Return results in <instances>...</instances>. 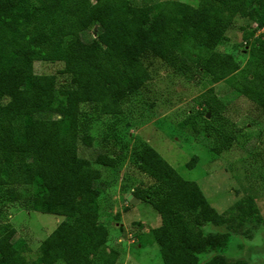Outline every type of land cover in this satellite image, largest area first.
<instances>
[{
  "label": "trees",
  "instance_id": "1",
  "mask_svg": "<svg viewBox=\"0 0 264 264\" xmlns=\"http://www.w3.org/2000/svg\"><path fill=\"white\" fill-rule=\"evenodd\" d=\"M148 1L0 0V212L4 203L19 202L63 218L39 243L35 258L26 255L22 240L13 241V229L6 231L0 264H113L108 231L98 223L101 175L77 155L78 143L90 147L92 140L80 134L79 117L83 105L102 116L120 115L122 102L150 79L143 57L157 58L177 73L187 63L202 68L211 82L225 80L264 112V0H197L194 8L181 5L171 17L161 2ZM237 17L255 24L242 36L245 45L254 38L241 69L230 53L212 58ZM92 27L95 37L84 41L82 33ZM39 61L62 68L35 74L33 63ZM58 76L69 82L58 85ZM203 116H189L183 125L195 135L213 134ZM217 145L210 152L223 149ZM118 153H98L93 163L115 168ZM133 155L134 169L147 182L123 184L124 198L148 204L160 219L149 234L138 236L141 246L155 243L164 260L172 259L166 264H197L206 252L216 254L202 264H247L217 254L227 235L203 234L199 226H227L232 217L259 220L251 197L236 202L231 214L218 213L194 181L183 179L148 144ZM196 161L192 155L185 167L193 169Z\"/></svg>",
  "mask_w": 264,
  "mask_h": 264
},
{
  "label": "rangeland",
  "instance_id": "2",
  "mask_svg": "<svg viewBox=\"0 0 264 264\" xmlns=\"http://www.w3.org/2000/svg\"><path fill=\"white\" fill-rule=\"evenodd\" d=\"M131 1L139 5L146 0ZM148 2H161L162 12L171 17L179 12L181 5L194 8L197 0ZM249 28H255L252 21L235 18L225 31L227 39L214 51L212 58L216 59L220 53H230L239 69L243 68L248 44L254 38L246 45L243 43L244 30ZM95 31L97 27L89 28L82 33V39L94 38ZM142 63L150 79L136 94L122 102L120 115L102 116L83 105L79 117L80 134H87L92 140L90 147L79 142L77 155L89 160L101 175L98 223L108 231L106 250L113 264H166L172 261L161 257L155 243L144 242L141 246L137 239L140 234H149L151 229L159 226L158 214L146 203H127L123 195V184L131 186L138 181L147 182L132 165L134 152H138L143 144L152 147L183 179L194 181L218 213L231 214L236 209V202L251 197L259 220L232 217L227 226L214 227L204 223L199 229L203 234L227 235L225 248L217 253L227 261L242 259L247 264H264V112L233 91L225 80L211 82V73L202 68L187 63L185 69L177 73L149 55L142 58ZM61 68L59 62L33 63L35 74H56ZM57 80L61 85L68 83L69 77L58 76ZM200 113H204V119L209 121L208 130L212 129L213 134L202 131L195 135L191 128L183 125L189 116H195L198 121ZM44 117L56 118L53 114ZM215 142L223 149L212 153L210 149ZM115 151L119 152L115 168H103L93 163L96 154ZM192 155L197 161L189 170L185 164ZM4 205L0 212V236L13 229V241L22 240L29 248L26 255L35 258L39 243L63 218L33 212L19 202ZM190 226L195 229L192 224ZM215 254H199L197 264Z\"/></svg>",
  "mask_w": 264,
  "mask_h": 264
},
{
  "label": "water",
  "instance_id": "3",
  "mask_svg": "<svg viewBox=\"0 0 264 264\" xmlns=\"http://www.w3.org/2000/svg\"><path fill=\"white\" fill-rule=\"evenodd\" d=\"M126 199L132 205L138 202V200L133 198L131 195H128Z\"/></svg>",
  "mask_w": 264,
  "mask_h": 264
}]
</instances>
